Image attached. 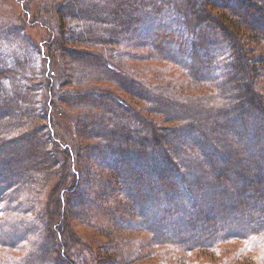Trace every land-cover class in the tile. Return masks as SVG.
I'll return each mask as SVG.
<instances>
[{"label":"rangeland","instance_id":"1","mask_svg":"<svg viewBox=\"0 0 264 264\" xmlns=\"http://www.w3.org/2000/svg\"><path fill=\"white\" fill-rule=\"evenodd\" d=\"M210 3L211 0H0V97L6 95L12 99L16 95H30L31 100L24 106L33 109L34 115L30 117L33 127L29 125L27 129L31 131L37 125L43 134H47L45 126L50 117L62 141L75 145L72 148L79 158L78 176L73 184L76 191L73 194L65 192V205L61 211H55L51 195L54 186H58V167L55 177L44 172L34 173L32 179V175L27 178L25 175V183L6 190V194L0 197V264H68V257L63 258L57 251L63 246L68 249V254L77 255V260L81 258L82 264H264L262 236H254L250 240H221L215 245L212 238L207 241L209 248L192 251H185L175 240H156L152 231L162 237L164 230L138 218L122 193L114 168L94 159L96 153H107L117 144L124 146L122 143H111L106 135H100L101 129L110 132V135L120 132L133 137L137 131L146 140L159 138L161 148L157 155L163 150L173 165L178 164L177 158L188 160L190 155L192 159H197L198 155L196 144L191 140L186 137L173 139L174 134H171L174 129L199 127L206 137L195 132V141L202 142L199 149L207 158H213L216 151H221L222 144H235L233 138L225 134L218 136L222 143L217 145L211 132L212 122L217 116L223 117L218 111L225 106L217 104L221 99L217 97L219 87L213 80L216 81L218 74L210 72V66L215 58L216 65H225L230 54L220 34L201 22L205 11L215 19L225 12L217 4ZM60 6L76 17L85 12L102 18L103 22L85 21L81 26L82 30L92 29L94 36L100 35V27L126 30L119 28L121 22L126 23L128 29L132 26L135 30L132 37H137L134 36L133 41L131 39V44H122L118 50L124 53L113 56V65L123 70L128 68L127 74L112 71L123 80L126 88H118L105 81L98 83L99 97L106 101L104 110L97 98H94V107L80 104L82 100L77 99L83 93L84 88L81 87L86 86L83 82L90 85L91 77H79V81L73 84L66 74L77 79L76 74L73 71L62 73L61 64L71 50L86 51L92 46L81 42L67 44L65 49L56 52L58 72L52 75V79L47 76L51 70L48 68L45 71V59L37 49L42 51L49 37L44 22L48 23L49 19L54 26L58 17L53 11ZM145 14L152 18L141 29L139 22ZM131 18L135 23L132 21L129 25ZM147 28L152 30L153 46L147 43L146 47H139L138 43L147 42L144 33ZM207 38L214 40L205 43ZM254 43L251 45L254 49L252 55L264 57V44L259 41ZM205 51L214 57L203 61V67L200 59ZM254 65L257 73L254 83L259 90H263V95L264 68ZM49 82L54 84L56 93L53 92L51 97L54 106L47 118L44 113ZM142 84L152 90L146 92L148 90ZM153 86H156V91ZM199 99L204 101L196 106ZM163 110L167 111V115L161 113ZM44 138L47 140V137ZM180 149L186 150V153L183 155ZM229 152L232 150L221 153ZM199 159L204 160V157ZM186 168L193 172L190 180L199 179L195 178L199 169L190 163H186ZM47 208L54 216L53 224L56 222L53 231L61 233L63 239L59 246L51 238L48 239ZM159 215L156 219L162 223ZM175 219L178 222L180 216ZM240 225L234 224V229L242 230L244 226Z\"/></svg>","mask_w":264,"mask_h":264},{"label":"trees","instance_id":"2","mask_svg":"<svg viewBox=\"0 0 264 264\" xmlns=\"http://www.w3.org/2000/svg\"><path fill=\"white\" fill-rule=\"evenodd\" d=\"M252 1L211 0L210 5L217 4L225 12L219 19L216 18L217 20L207 13L205 8V12L201 15V22L207 23L214 32L220 34L230 54L225 65H216L215 58L210 66V72L218 74V78L215 77L216 81L213 80L219 87L217 97L220 96L221 102L217 104L225 106L222 111H218V114H222L223 117H215L216 121L211 124L213 140L217 145L221 144L218 136L226 134L233 138L235 144L226 142L225 145H221V151H216L213 158H207L203 150L199 149L202 142L195 141V132L206 137L199 127L174 129L171 134L172 136L174 134L173 139L186 137L191 140L196 144L198 155L196 154L197 159L195 157L192 159L190 155L187 156L188 160L177 158L178 164L173 165L166 158L163 150L157 155L159 147L161 148L159 138L154 137L149 141L137 131L133 137L128 133L120 132L110 135V132H105L104 129H101L102 133L99 132L100 135H106L111 143H122L124 146L120 147L117 144L116 148H111L107 153H96L94 159L114 168L123 189L122 193L130 201L138 218L146 220L148 224L157 225L161 231H165L161 234L162 237L152 231L156 240H175L177 241L175 243L182 245L185 251L209 248L207 241L209 242L212 238L215 245L221 240H250L254 236L264 237V94H261L263 90H259L254 83L257 74L254 64L264 68V57L253 56L254 49L251 48L255 41L264 44V0ZM66 7L68 8V4ZM67 8L60 6V9H54L53 14L58 17L54 26L49 19L48 23L44 22L49 37L42 51L41 48L37 49L38 53L43 54L47 66L45 71L47 72L48 68L51 70L47 76H51L49 78L52 79V75L58 72L57 51L65 49L67 44H74V42L92 46L86 51L71 50L70 55L65 56L66 61L61 64L62 73L73 71L77 79L72 78L71 74H66L69 82L73 84L79 81V77L80 79L91 77L90 85L82 81L86 86L81 87L84 90L77 99L82 100L80 104L94 107L93 101L97 98L104 110L106 101L99 97L101 91L98 89V83L105 81L118 88H126L123 80L112 71L117 70L127 74L128 68L123 70L113 65L115 61L113 56L124 53L118 50L124 43L131 44L135 30L133 31L132 26L128 29L126 23L121 22L122 26L119 25V28L126 30L118 31L116 28L100 27V35L94 36L92 29L82 30V24H85V21L94 23V21L103 22L104 20L85 12L79 13L76 17L73 12L66 11ZM151 18L148 14L141 16L142 20L139 22L141 29ZM132 21L135 23V20L131 18L129 25ZM79 30L80 32H77ZM151 31L150 28L144 30L147 42L138 43L139 47L144 48L147 43L153 46ZM210 40L214 39L207 38L205 43H209ZM210 57L214 55L208 51L201 54L199 59L202 60L203 67H205L203 61ZM142 86L148 90L146 91L148 93L152 90H149L148 85L142 84ZM128 89L131 91L130 88ZM153 90L156 91V86H153ZM48 91L44 113L47 118L54 106L51 97L54 96L53 92L56 93L52 82L48 84ZM6 97V95L0 97V197L6 194V190L17 188L18 185L25 183L26 179H23L25 175L26 178L32 175V179L34 173L44 172L50 177H55L58 167L59 176L56 177L58 186H54L51 195L55 211H61L65 205V192L73 194L76 191L73 189V184L75 177L77 179L78 176L79 158L75 156L72 148L75 145L62 141L50 117L45 126L47 134H43L37 125L31 131L27 129L32 121L30 117L34 115L33 109L24 106L31 100L30 95L26 97L16 95L12 99ZM145 99L148 100V98ZM66 101L67 99L64 100ZM202 101L204 99L196 100V106ZM156 113L159 114L157 111ZM161 113L167 115L166 110ZM173 117L178 118V116ZM220 120H223V123L220 124ZM30 126L33 127V125ZM85 134L88 135L86 131ZM44 137H47V140ZM225 150H232V152L222 154ZM212 151L215 152L213 148ZM181 152L184 155L186 150ZM199 157H204V160H200ZM186 163L199 169L198 176H195L199 178L198 180L189 179L193 176V172L186 168ZM152 212L153 215H150ZM157 215L159 218L162 217V223L156 219ZM46 216L48 239L51 238L59 246L63 239L61 233L56 234L55 230L53 231L56 222L53 224L54 216L49 214L48 208ZM178 216H180L178 222L176 219L173 220ZM181 219L183 221H180ZM238 223L241 224L240 227L244 226L242 230L234 229V224ZM175 230L178 232H174ZM67 250L64 246L57 249L58 254L63 258L68 257V264L84 263L81 258L77 260V255L73 257L69 252L70 256Z\"/></svg>","mask_w":264,"mask_h":264}]
</instances>
